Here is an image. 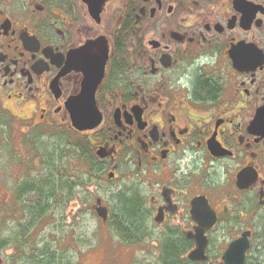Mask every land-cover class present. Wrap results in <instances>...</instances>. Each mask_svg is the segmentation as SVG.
I'll use <instances>...</instances> for the list:
<instances>
[{"label": "flooded vegetation", "instance_id": "flooded-vegetation-1", "mask_svg": "<svg viewBox=\"0 0 264 264\" xmlns=\"http://www.w3.org/2000/svg\"><path fill=\"white\" fill-rule=\"evenodd\" d=\"M89 83L99 124L80 132L67 103ZM0 114V136L15 121L37 159L40 135L62 129L85 139L78 159L122 183L114 205L128 182L144 183L143 195L134 196L147 221L135 242L116 234V208L104 198L91 211L98 218L96 209H106L101 228L131 253L147 249L148 261L162 263L169 236L189 244L179 256L187 259L197 227L192 204L205 198L217 218L207 233L209 264L212 234L224 226L240 235L264 208V0H0ZM5 160L18 185L30 166L14 154ZM245 170L256 179L241 189ZM34 187L16 190L17 198L37 200L0 231L5 248L38 263L52 255L35 250V229L53 211L54 195L42 199Z\"/></svg>", "mask_w": 264, "mask_h": 264}, {"label": "rangeland", "instance_id": "rangeland-1", "mask_svg": "<svg viewBox=\"0 0 264 264\" xmlns=\"http://www.w3.org/2000/svg\"><path fill=\"white\" fill-rule=\"evenodd\" d=\"M18 123L19 121H17V126ZM15 126V121L11 122V131L8 133L6 131L7 137L0 136V141L2 138H6L7 142L2 140L4 144L8 145L9 149L15 150L5 153L4 144H0V222L2 227L6 223L7 225L15 224L12 222L16 218L15 216L21 218L24 209H26L25 204L35 203L37 200V197L32 193L17 198L16 190L20 188V185L23 183L30 186L38 185L48 177L50 178L48 186L41 187L44 193L53 190L61 194L63 189L68 186L69 190L72 188V199L67 200L65 204L70 203L65 205L62 202V196L54 195V198L50 199L53 211L46 214L44 219L37 224L35 250L49 251L52 256L54 254L55 259L52 262L41 259L42 264H156L154 258L148 261L147 256L144 257L145 253L143 252L147 249L134 247V253H131V250L118 244L114 239V234L102 229L101 220L93 215L91 208L96 198H104L107 204L110 203L112 208H116L115 211L120 209V206L114 205L113 202L117 196V188L122 183L118 181L111 183L102 179L101 174L94 171L96 167L92 171L84 160L78 159L76 149L84 145L85 139L69 134L62 129L55 130L52 136L40 135L34 145L35 152L38 151L39 154L37 159L31 150L24 149L23 143L26 139L20 135V132L24 131V127H19L17 130ZM80 141L83 143L80 144ZM78 144L80 146H77ZM11 154L16 156L17 161H23L26 166H30L29 173H26L25 168H23V172L20 171L18 185L13 180L15 169L5 163V159ZM5 183L8 186L6 194H4ZM95 187L99 189L98 193H96ZM144 188V183L140 182L138 187H134L128 182L125 196L129 198L134 194L143 195ZM45 197L43 196L42 199ZM261 219L264 220V208L258 210L256 216L247 218L245 229L258 232ZM21 222L17 223L20 225ZM250 226L253 228L251 229ZM238 235L239 233L224 232V226L213 233L210 246L211 263L209 264H222L220 256L223 250ZM116 242L117 244H115ZM250 242L259 245L261 240L258 237H252ZM19 252L21 251L4 248V255L0 256V259L2 257L3 264H38L30 257L20 255ZM255 254L256 251H253L250 255L249 264L263 263L262 258L259 259L257 255L254 256ZM255 257L258 263L254 261Z\"/></svg>", "mask_w": 264, "mask_h": 264}, {"label": "water", "instance_id": "water-1", "mask_svg": "<svg viewBox=\"0 0 264 264\" xmlns=\"http://www.w3.org/2000/svg\"><path fill=\"white\" fill-rule=\"evenodd\" d=\"M85 85L81 94L67 103V107L71 112V125L77 131H87L95 128L99 121L94 119L91 105L88 98L93 95L94 90ZM91 93V94H90ZM264 129V120L261 122ZM98 156L103 158L104 155L99 151ZM112 178V175L109 176ZM256 179V175L245 170L237 177V186L241 189L247 188ZM263 194L260 196L262 200ZM263 202L261 201L260 204ZM97 216L103 222L107 220V211L104 208H97ZM191 220L196 224L195 233L188 235L192 239L194 249L187 255V259L195 264H204L207 262L206 248L208 245L207 233L217 223L215 213L210 209L205 198H198L194 200L191 209ZM251 232L244 231L239 237L235 238L229 243L226 250L221 255L222 264H246L247 253L250 250ZM1 264V259H0Z\"/></svg>", "mask_w": 264, "mask_h": 264}, {"label": "trees", "instance_id": "trees-1", "mask_svg": "<svg viewBox=\"0 0 264 264\" xmlns=\"http://www.w3.org/2000/svg\"><path fill=\"white\" fill-rule=\"evenodd\" d=\"M80 144H82L83 142L80 141ZM80 144H78L77 146H80ZM84 146V145H82ZM80 148V147H79ZM87 161L91 164V158H87ZM94 167L96 166H92V170L94 169ZM49 179L47 177V180H44L43 182H40L38 185H35L34 189L37 190L38 194L40 195V197L42 198L43 196H46L45 198H47L48 196L51 197V195H55L56 197H61L63 198V204H65V202L68 199H72V188H68V186L63 189V192L61 194H59L58 192L56 193L53 190H50L49 192H45L42 191V188H45L48 186ZM26 189V188H25ZM20 190V189H19ZM22 191H20L19 194H21ZM56 193V194H55ZM131 196V195H130ZM50 199H53L50 198ZM118 205L120 206V209L118 208V211L116 214H113V222H111V226L115 227V231L116 234L122 238L124 240V242H135V240L140 237V235H143V227L145 226V223L147 221V216L146 213L143 212L142 207H141V202L139 201L138 197L132 196V197H126V196H120L118 199ZM37 210H35V214H37ZM112 215V216H113ZM112 216H111V220H112ZM251 227V226H250ZM253 227H251L252 229ZM0 230H1V222H0ZM252 231V230H251ZM252 237H258L261 240V243L259 245H255L254 243L252 244L251 242V247L250 250L247 254V263L249 264V257L250 255H252V252L256 251V254L254 256L257 255V257L260 259L262 258L263 263L264 264V220L261 219L260 221V225H259V229L258 232L257 231H252ZM251 237V238H252ZM255 240V239H254ZM164 255H163V260L162 263L160 264H195L192 263L190 261H188L186 258H184L182 261H179V256L180 254L183 252V254H185L188 249H189V244L184 240L183 243H181L180 240L175 241L174 239L171 238V236H169L166 240V242L164 243ZM6 243L3 237H1V231H0V250H2L3 248H5ZM261 251V253H260ZM254 254V253H253ZM263 257H262V255ZM52 256V255H51ZM46 256L44 259L48 260L49 262L54 261V257L52 256ZM43 259V260H44ZM254 261L256 263H258V260L254 259ZM41 261L38 262V264H42ZM66 264V263H65ZM204 264H208L204 263Z\"/></svg>", "mask_w": 264, "mask_h": 264}]
</instances>
